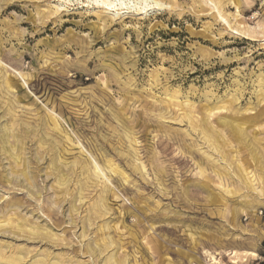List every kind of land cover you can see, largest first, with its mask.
<instances>
[{
    "label": "rangeland",
    "instance_id": "obj_1",
    "mask_svg": "<svg viewBox=\"0 0 264 264\" xmlns=\"http://www.w3.org/2000/svg\"><path fill=\"white\" fill-rule=\"evenodd\" d=\"M59 1L0 0V264H264V0Z\"/></svg>",
    "mask_w": 264,
    "mask_h": 264
},
{
    "label": "bare ground",
    "instance_id": "obj_2",
    "mask_svg": "<svg viewBox=\"0 0 264 264\" xmlns=\"http://www.w3.org/2000/svg\"><path fill=\"white\" fill-rule=\"evenodd\" d=\"M59 1V0H58ZM65 2H66V0H64ZM63 0H60L59 2H60V4H57V8H58V5L60 6V5H63V4H65V2H64ZM67 1H71V0H67ZM83 1V0H82ZM87 2H92V3H94V5H96L97 6V8L99 9V8H101V9H103L104 11H109V12H113V14H119L120 13V11H122V10H124V9H128V8H135L137 11H144V10H146L147 8H152V7H160L161 5H162V2L161 1H159V0H86ZM230 1H232V0H230ZM206 2H208V3H210L211 5H213L214 6V8L216 9V14L218 15V16H220L222 19H224L225 20V18L222 16V14L219 12V10H218V5L221 7V5H220V3L219 2H221L220 0H217V1H215V0H206ZM67 3V2H66ZM240 3V2H239ZM238 4V3H237ZM237 6V5H236ZM60 9V8H59ZM55 11H56V9H55ZM227 17V16H226ZM226 21V20H225ZM230 21V20H229ZM227 22V21H226ZM258 27H261V30H262V33H263V36H264V23L263 22H261V23H258ZM249 29V28H248ZM226 108V107H225ZM213 110V109H212ZM209 111V110H208ZM191 115V114H190ZM209 115V114H208ZM210 116V115H209ZM189 117H192V116H188V118ZM208 117V116H207ZM192 119V118H191ZM190 119V120H191ZM190 122V121H189ZM205 122V121H204ZM203 122V123H204ZM232 122V121H231ZM191 123H193V122H191ZM207 124H208V122H207ZM233 125V124H232ZM234 125H236V123H234ZM233 125V126H234ZM210 127V126H209ZM208 128V127H207ZM209 129V128H208ZM208 129H204L205 130V132L206 133H208V134H210L208 131H206V130H208ZM234 129V128H233ZM241 130L238 128V127H236V130H235V133H237V134H241ZM203 134H204V131H203ZM213 134H211L210 136H211V138L213 137L212 136ZM245 135V134H244ZM205 136V135H204ZM208 137V136H207ZM240 137H241V135H240ZM210 138V137H209ZM209 138H207V141H212L213 139H211L210 138V140H208ZM210 141V142H211ZM210 142H208L209 144H210ZM213 143V142H212ZM212 143H211V145H212ZM215 144H216V141H215ZM218 144V143H217ZM17 158H19V157H17ZM16 158V159H17ZM84 167H85V165H84ZM94 167V171H96V170H98V166L95 164V166H93ZM97 172V171H96ZM89 173V172H88ZM247 173V172H246ZM245 174V173H244ZM96 175V174H95ZM246 178V177H245ZM247 179V178H246ZM244 180V179H243ZM249 183V182H248ZM251 183V182H250ZM244 185H246V184H244ZM247 186V185H246ZM3 219H5V218H3ZM2 219V220H3ZM1 220V219H0ZM8 221H11V220H9L8 219ZM2 222V221H1ZM0 222V223H1ZM6 222V221H5ZM5 224V223H4ZM7 224H8V222H7ZM15 224V223H14ZM19 223H17V225H18ZM21 224H24V220H23V222H20V227H21ZM27 225V224H26ZM24 227V226H23ZM22 227V228H23ZM32 227V226H31ZM30 229V228H29ZM33 229V228H32ZM31 229V230H32ZM234 255V254H233ZM254 255V254H253ZM210 256V255H209ZM211 257V256H210ZM110 258H112L111 256H110ZM2 259V258H1ZM3 259L5 260V262L7 263V264H13L14 263V261H15V258H7V259H5L4 257H3ZM2 259V260H3ZM108 260H109V258H107ZM114 259V258H113ZM37 262V261H36ZM35 262V263H36ZM34 263V264H35ZM110 263H111V260H110ZM113 264H116V262H112ZM37 264H43L42 262H39V263H37ZM52 264H57V263H52ZM59 264V263H58ZM118 264V263H117Z\"/></svg>",
    "mask_w": 264,
    "mask_h": 264
}]
</instances>
